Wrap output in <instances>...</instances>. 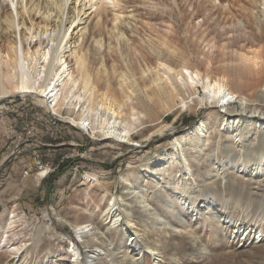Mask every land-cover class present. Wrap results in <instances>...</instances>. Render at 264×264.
Listing matches in <instances>:
<instances>
[{"label": "rangeland", "instance_id": "1", "mask_svg": "<svg viewBox=\"0 0 264 264\" xmlns=\"http://www.w3.org/2000/svg\"><path fill=\"white\" fill-rule=\"evenodd\" d=\"M241 1L249 7H253L249 0ZM234 2L236 0H126L123 12L124 15H132V18L130 19V28L125 29V34L136 48V51L130 50L124 44L122 52L123 57H127L124 59L126 62L120 58L119 53L112 55L107 49L108 55L105 49L98 51L95 48V38L100 37L98 21H95L97 16L94 15L89 23L86 36V48L90 47L91 49L88 56L91 61L94 82L99 85L102 91H113L120 95L121 89L118 84L121 80L115 74L113 65L117 66L115 68L116 71L118 70V74L123 73L126 79H129L126 65L136 71L140 65L143 67L146 65L140 53L155 62L156 54L151 49L152 45L158 47L163 52L165 60L173 66H180L187 61L191 67H196L202 72L211 71L213 76H219L225 70L236 71L235 61L239 55L253 56L255 53L254 55L260 59L258 60L259 65H264V31L262 27L258 26L259 21L264 22V17L257 22L255 20V24L248 12L237 8L238 6H233ZM0 3L4 2L0 0ZM227 8L230 10L228 11ZM256 8L259 9L258 6ZM255 9L254 12L263 16L262 9L260 11ZM112 16L113 14L109 12L102 24V37L104 41H107L106 43L109 41L108 35L112 32L114 24ZM132 25L134 26L132 27ZM257 27L259 28L256 29ZM154 38L156 39L154 40ZM166 38L167 41H165ZM159 41L162 43H158ZM165 45L170 46L174 50V54L169 52L164 47ZM2 54L1 59L4 63L3 66L2 64L0 66L11 81L15 80L13 62L6 56L4 49ZM103 58L106 59L107 78L103 74L98 75V68H100L99 65ZM71 69L74 70L72 66ZM244 80V87L239 92L250 95L253 91L249 84H254L256 81ZM61 86L59 85L57 88L59 95L63 93V86ZM106 86L112 87L109 89ZM52 107L48 109L46 106L40 105L33 96L11 94L2 98L0 95V242L2 240L0 264H13L18 249L26 253L18 264H69V261H74V249L80 248L82 253L87 249L73 227L84 224L93 227L95 225L102 232H106L103 213L109 206L112 196L132 203L134 218L138 223L145 222L148 217L144 209L138 207L139 204L136 201L135 194L140 191L145 193L148 204L155 206L165 216L170 197L175 200V196L184 189L183 170L181 167L175 169L173 166L169 171L164 172L158 181L161 175L159 166L163 167L164 165L160 163L154 166L152 164L155 161L159 162L160 155H169L174 150L175 141L184 138L186 140L189 134L197 135L195 130L202 121L209 129L204 132L211 139L200 145L198 140H194L187 149L194 155L192 164L199 174L195 177L196 187L200 189L202 195L208 193L209 183L215 179L210 178L211 171L217 166V161L221 156L217 138L219 136L226 137L219 121L216 123V127L212 125L215 123L216 115L221 114L219 108H213L208 104L206 107L199 108L196 113L178 109L169 114L170 119L168 118L166 121L173 127L161 134L154 135L152 134L156 131L150 130V127L146 131H138L134 138L137 145L131 146L122 143V141H119V144L115 141H102L101 137L92 139L86 129L70 122V118L79 115L78 111L72 107V109H63L60 114H55ZM135 109L137 111L134 110V114H136L133 121L137 122L143 118V115L140 110ZM103 114L99 113V117H96L97 125H101L106 120ZM250 128L256 131L255 126L251 125ZM148 134L151 138H147V136L150 137ZM194 137L198 139V136ZM145 164L152 165L151 170H148ZM230 167H233L230 169L232 172L238 170L234 165ZM44 171L46 174L38 184L37 178ZM94 174L100 178L99 184L86 178L87 175ZM168 174L169 176H167ZM127 175L133 179L134 190L129 189L125 183ZM244 179L246 180L245 188L239 189L237 187L239 182H236L233 193L242 203L246 200V196H249L248 192L252 193L250 196L253 201L248 205L251 208L249 216L237 213L236 211L239 210L234 204L219 203L218 201L222 200L220 196L215 197L210 194L209 199L210 201L214 200V210L223 216L222 221L225 220V217L231 216L232 219L236 218L235 221L238 223L248 222L251 224L254 219V210L258 206L264 205V178L257 180L246 176ZM177 181L183 185L181 190L175 187ZM159 185L165 190L157 189ZM201 197L196 204H192V202L185 206H179L184 209V212L177 216L181 223L173 221L178 228L174 232L171 230L166 232L171 242L163 248L161 264H264V221L262 220L264 217L261 216V220L258 219L257 222L260 224L256 223L257 226L261 225L260 227L263 228L261 238L256 235L258 243L249 248H242L239 244L228 243L232 234L229 231L223 232L221 225L219 226L216 220L211 223V215L205 216L198 213L199 209L213 208ZM175 203L178 204L177 201ZM192 205L197 208L195 213L191 208ZM243 205L246 206V203L244 202ZM13 216L16 218L13 219ZM38 231L47 235L39 249L33 244ZM91 232L93 233L90 231L88 236L93 241L94 234ZM189 233H192L194 238H198V242L208 249L206 253H200L201 249L195 246L192 237L188 239ZM106 234L115 245L106 244V250H108L106 253L108 254H106L103 264H130L129 256L132 254L119 251L127 244L122 229L120 231L112 230ZM93 242L96 243L95 240ZM74 244L75 246H72ZM89 247L95 249L94 244ZM142 261L143 264H157L154 256L150 254L143 255Z\"/></svg>", "mask_w": 264, "mask_h": 264}, {"label": "bare ground", "instance_id": "2", "mask_svg": "<svg viewBox=\"0 0 264 264\" xmlns=\"http://www.w3.org/2000/svg\"><path fill=\"white\" fill-rule=\"evenodd\" d=\"M2 1L4 3H0V65L2 64L3 66L4 63H2L1 59L4 49L6 56L10 58L9 60H12L13 70L15 71V80L11 81L4 74L0 66V95L2 98L11 94L33 96L39 101L40 105L46 106L48 109L53 106L52 111L55 114H60L65 108L72 109L73 107L74 110L79 112V115L70 118V122L75 126L86 129L92 139L101 137L102 141H115L118 144L120 143L119 141H122V143H127L131 146L137 145L134 138L138 131H146L150 127V130L156 131L152 134L154 135L156 133L161 134L173 127V125L167 124L166 121L170 117L169 114L174 113L178 109L189 113H196L199 108L206 107L208 104L213 108L220 109L221 114L216 115L217 117L214 118L215 123L212 125L216 127V123L219 121L226 137L219 136L217 138L218 147L221 148V156L217 161V166H214L215 168L211 171L212 176L210 179H215L209 183L208 187L210 189L208 193L202 195L200 189L196 187L197 182L195 177L199 174L192 164L194 155L192 151L187 149L194 140H198V144L200 145L205 144L211 139L204 132V130L208 131L209 129L202 121L200 122V126L195 130L197 135L189 134L186 140L184 138L175 141L174 150L169 155L162 154L158 158L159 162L155 161L153 164L151 163L154 166L160 163L164 165L163 167L159 166L161 175L158 181L162 178L163 173L169 171L173 166L175 169L181 167L183 170L184 182L182 184H184V189L175 196V200L169 196V204L165 210L166 215L164 216L163 212L159 211L155 206L149 205L145 199V193L140 191L135 194L137 197L136 201L139 204L138 207H142L148 217L147 220L145 219V222L138 223L134 218L132 203L123 199L119 200L112 196L109 201V206H107L106 211L103 213L106 232H102L95 225L93 227L92 225L84 224L73 227L77 232L76 234L82 239L87 250L82 253L80 248L74 249L75 259L74 261H69V264H103L106 254H108L106 253V251L108 252L106 250V244L109 243V246L115 245L113 244V240L107 237L106 233L112 230L120 231V229L123 231V237H126L127 244L126 247L123 246L125 248L121 247L119 251L120 253L132 254L129 256L130 264H143L142 260L145 254L154 256L157 264H161L164 254L163 248L167 247L171 242L166 232L168 230L174 232L178 228L173 221L178 222V224L181 223L177 219V216L180 213L182 214L184 209L179 206H185L192 202V204H196L201 196L204 202H209L213 208L206 207L204 210L199 209L198 213L204 214L205 216L211 215V223H214L216 220L219 226L221 225L223 232L229 231L232 237L228 239V243H233L234 245L239 244L242 248H249L255 243H258L256 235H259L261 238L263 228L260 227L261 225L257 226L256 223H259L257 221L261 216L264 217V205L258 206L254 210V219L251 221V224L248 222L241 224L235 221L236 218H233V220L231 216L225 217V220L222 221L223 216L214 210V200L210 201L209 199L210 194L215 197L220 196L222 200L218 201L219 203L226 202L227 205L234 204L239 210L236 211L237 213L243 216L244 214L249 216V210L251 208L248 205L253 201L250 196L252 193L248 192L249 196H246L242 192L246 196V200L244 199L245 197L243 198L246 203V206H244V202L242 203L240 199H237L233 193L234 183L239 182L237 187L244 189L246 185L244 177L248 176L251 179L255 178L257 180L264 178V65H259L258 60L260 59L254 55L255 53H253V56L239 55L235 61L236 71L225 70L219 76H213L211 71L202 72L196 67H191L187 61L183 62L180 66H173L165 60L163 52L158 47L151 46L150 43L149 46H151V49L156 54V59L154 58L155 62L145 58L140 53L146 65L145 67L140 65L137 71L131 70L132 68L130 69L129 65H126L129 79H126L123 73L119 72L120 74H118V70L116 71L115 68L117 66L112 64L115 69V74L121 80L118 84L121 93L119 92L120 95H118L113 91H102L99 85L94 82L91 61L88 56L91 49L90 47L86 48V36L89 23L95 15L97 16L95 21H98V35L100 37L98 39L95 38V48L98 51L105 49L107 54L108 51L112 55L119 53L118 55H121L120 58L126 62L124 59L127 57L124 58L122 52L124 44L130 50L134 49L136 51L134 44H131L125 34V29L130 28V19L132 18V15H124L123 9L125 8L126 0ZM249 1L253 7L245 5V2L243 3L241 0H236L233 6H238L237 8L248 12L250 17L254 19L253 22L255 20L257 22L260 18L264 17V14L263 16H259L258 13L254 12V9L258 6L259 9H256L259 11L262 9L264 12V0ZM230 4L232 5V3ZM227 9L228 11L230 10L229 8ZM242 10L240 11L242 12ZM109 12L114 16H112L114 24L111 30L112 32L108 35L109 41L106 43L107 41H104L102 37V24ZM258 26L260 28L262 27L264 31L263 21H259ZM130 34L132 33L130 32ZM167 40L166 38L165 41ZM158 43L162 42L159 41ZM166 45L164 47L173 53L174 50ZM34 48L36 49L34 50L35 52L32 50ZM127 52L125 51L126 54ZM6 56L4 55V57ZM100 64L98 75L103 74L107 78L108 69L106 59L103 58ZM71 66L74 70L71 69ZM244 79H251L257 82V84H255L256 82L249 84L253 91L250 95L239 92L244 87ZM59 85L63 86V93L61 95H59V91L57 90ZM111 87L108 88L110 89ZM135 108L140 110L143 115V118L137 121L138 123L133 121V117L136 114H134ZM99 113H104L103 116L106 117V120L101 125L96 124ZM251 125L256 127L257 132L252 130L253 128H250ZM194 136H198V139ZM147 138H151V136H147ZM145 165L148 170H151L152 165ZM233 165L238 168L236 172L230 170L233 168L230 166ZM44 174H46V171L39 174L37 178L38 184L43 179ZM86 178L93 183H100V178L95 174L87 175ZM125 183L129 189L134 190V182L130 175L126 176ZM182 184L177 181L175 182V187L181 190ZM157 189L165 190L160 185ZM176 201L178 204L175 203ZM191 208L194 209L195 213L196 206L192 205ZM12 218L14 219L16 217L13 216ZM262 220L264 221V219ZM89 227L91 229H88ZM46 228L48 229L47 226ZM90 231H93L91 233L94 234L93 237L97 244L88 236ZM37 233L33 244L39 249L43 239L47 235L45 236L43 235L44 233L39 231ZM193 236L192 233L187 235L188 239L192 237L195 246L201 249L200 253H206L208 249L203 247L200 244L201 242H198V238H194ZM1 243L2 240L0 246ZM91 244H94L95 249H90L89 246ZM25 255V252H21L18 249L13 259V264H18Z\"/></svg>", "mask_w": 264, "mask_h": 264}, {"label": "built area", "instance_id": "3", "mask_svg": "<svg viewBox=\"0 0 264 264\" xmlns=\"http://www.w3.org/2000/svg\"><path fill=\"white\" fill-rule=\"evenodd\" d=\"M72 246H74V245H72Z\"/></svg>", "mask_w": 264, "mask_h": 264}]
</instances>
